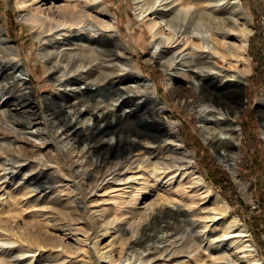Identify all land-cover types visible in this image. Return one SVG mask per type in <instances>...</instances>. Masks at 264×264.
I'll return each mask as SVG.
<instances>
[{
	"label": "rangeland",
	"instance_id": "374dc122",
	"mask_svg": "<svg viewBox=\"0 0 264 264\" xmlns=\"http://www.w3.org/2000/svg\"><path fill=\"white\" fill-rule=\"evenodd\" d=\"M41 3L44 2L41 1L37 4ZM58 3L60 4L58 0H48L43 7ZM104 3L109 8L111 15L117 18L119 29L115 31V37L110 44L111 48L122 57L130 58L132 55L134 59L131 76L117 82L114 88L123 91L129 85H137L139 80L150 85L153 84L156 89V93L152 95L153 100L158 103V107H162L158 108L156 113L164 117L165 120H175L178 123L181 143L186 146L181 150L192 156L190 159L192 166L188 170L186 166L181 167L175 173L162 177L157 182L153 181L151 185H155L153 188L149 187L150 189L148 188L146 193L140 190L137 181H131V179L127 184H124L122 180L113 181L111 187L108 186L107 189L98 192L100 196H98L97 202L102 207L100 209L107 217L115 220L114 228L116 227V230L111 229L105 236L103 235L104 231L94 230L93 233L97 232V241L94 242L97 248L106 247L113 236L120 235L126 237L127 243L119 241L115 243L112 253L113 264H238L233 248L230 247L231 244H228L230 243L228 238L233 232L228 234V238H226L227 236L221 237L222 239L218 238L217 236L222 233L221 224H212L204 219L212 208L218 206V202L208 196L206 189L209 187L226 200L230 215L238 216L251 234L258 256L264 261V132L259 116L260 103L264 96V0H241L244 10L252 20V31L247 46L252 70L247 75L249 80L247 90L244 91L246 98L239 100L243 105L237 120L239 124H233L239 135V140L235 141L238 156L236 163H233L236 172L228 168L227 163L223 161L221 157L224 154L223 148L214 147L212 143H209L210 140L213 142L217 139L221 141L233 140L226 127L220 125V129L212 121L204 122L197 112L179 105L168 94V89L172 87L183 86L192 91L191 82L196 81L192 76H187L190 72L186 71V66H178L179 69L173 68L167 74L165 60L160 57H151V52L155 49L154 39L149 35L150 32L146 24L136 15V0H104ZM22 14L20 0H0V25L12 41L7 40L4 35L1 36V40L10 45L16 44L20 54L19 58L14 59L16 66L10 64L4 70L17 80L20 76L23 77L32 90L29 93L30 98L23 101L17 97L18 91L23 88V85L21 86L19 83L13 86L9 92L0 90V110L5 116L4 120H0V124L8 132L7 135L0 134V142L15 150L19 149V145H22L21 159L32 158L31 162L14 165L5 155L1 154L0 156V232L4 235L3 237L8 236L15 240V247L18 250L21 247H30L36 252L39 248L34 243L27 246L24 239H21L24 236H36V240L43 243L44 247L41 249L40 255L37 251L35 257H32L31 253L21 258H12L8 255V259L12 261L7 259L5 263V260L2 259L4 260L2 264H54L52 263L54 256L44 251L49 248L61 250L63 247V250L72 249L79 252L81 249H91L90 244L92 245L93 242L88 240L89 244H87L83 240V238L85 239L84 232L78 226L71 225L65 219L58 221L61 218L58 210H62L68 202V196L83 195L81 189L76 187L74 182L66 184L61 181L60 172L56 170L54 161L51 163V165L55 164L52 165L53 167L45 168L38 164L36 158L44 160L49 152L54 153L58 148L64 152V159L68 160L66 153L74 142L72 138L69 139L70 136L67 137L64 133L62 120L68 118L71 120L73 127L68 132L72 129L89 130L94 125V115L102 117L104 113L115 112L122 97L120 96L121 92L112 93L113 96L110 94L104 98L102 95L95 94L89 96L90 99L83 96L86 101L84 105L77 103L76 93L82 94L79 86L83 87L84 84H68L60 87L57 85L53 79V73L46 69L39 55L41 42L35 38L34 30L24 22ZM238 22L241 27L244 26L243 19ZM70 35L74 39L78 37L75 33H70ZM62 37L63 35H56V38L61 39ZM114 88L109 90L113 91ZM58 89L67 91V97L62 98L57 94ZM105 92L104 90L101 94L104 95ZM2 93L3 96H1ZM57 96L59 97L54 98ZM51 98L55 112L46 106ZM230 100L232 104H235L238 98ZM95 102L98 104L91 107V104ZM59 103L63 105L60 114L58 111L56 112V105ZM71 103H77L76 106L80 109L89 107L92 110L79 115L70 107ZM124 107L117 110V114L115 112V115L109 116L110 125H116L119 115L124 116L126 112L131 113L132 111L143 114L149 122L151 121V114L147 111L146 106L137 109H132V106L130 108L127 105ZM130 122L118 124L116 127H136L139 130L149 128L140 116L133 115ZM100 126L103 127L104 124ZM162 136L166 139L168 137ZM215 136L217 137L215 138ZM20 137L30 139L41 146L36 147L37 145L22 142ZM101 140L104 144L115 145L116 134L109 130L101 135ZM142 141L143 143L147 142V140ZM42 142L45 144L42 145ZM139 145L135 152L147 150L143 144ZM164 156L170 158L168 153H164ZM86 159L94 160L95 156L87 153ZM155 159L153 155L152 161L155 162ZM180 162L184 163V160ZM80 163V160L76 164L74 163L73 166H70V170L73 172L77 169L75 165L79 166ZM136 165L138 164H133V168L124 172L128 175L134 174L137 171ZM183 171L186 173L181 174ZM199 174L203 176L202 184L196 181V176ZM30 176L34 177L29 180V183L27 180ZM137 176L142 180L148 175L140 173ZM35 177L48 181L49 187L44 188L38 185L39 181L37 182ZM242 177L247 183L245 193L242 192L238 183ZM28 183L31 186L28 189H32L34 186L39 190L25 194V190H27L25 186H29ZM71 190L72 193H70ZM56 195L65 199H60L59 202L58 198H55ZM170 198L171 203H167L165 209L173 211L179 221L180 227L176 231L171 226H166V223H172V220L167 221L168 219L165 220V217H160L154 224L147 226L143 235L140 228L131 229L129 221L139 218V210L143 211L153 201L160 202L163 199L170 200ZM90 255L94 257L90 264L104 263L109 259L100 260L96 255L94 256L91 250ZM85 260L87 259L82 255L72 252L69 258L58 260L59 262L57 261L55 264H83ZM240 264L250 263L242 259Z\"/></svg>",
	"mask_w": 264,
	"mask_h": 264
},
{
	"label": "bare ground",
	"instance_id": "6f19581e",
	"mask_svg": "<svg viewBox=\"0 0 264 264\" xmlns=\"http://www.w3.org/2000/svg\"><path fill=\"white\" fill-rule=\"evenodd\" d=\"M41 1L44 3L37 4ZM58 1H60V4H54L53 6L50 4L47 7H43L48 0H20V7L23 10L22 18L28 27L34 30L35 38L41 42L39 55L46 69L53 73V79L57 85L60 87L68 84L83 83V87L79 86L82 94L76 93L77 103H80V105H84V102H86L83 99L84 97L89 98V96L98 94L104 98L105 96H110V94L112 95V93L121 92L120 96L122 99L115 109L116 114L117 110L125 105L132 106V109L146 106L147 111L151 114V121L149 122L148 118L144 117L143 114L131 110V113L126 112L124 116L119 115L115 126L114 124L110 125L109 122V116L115 115V112L111 114L104 113L102 117H98L95 114L94 125L89 130L72 129L70 132L68 130L73 127L71 120L69 118L63 119L61 124L64 126L62 127L64 128V133L67 137L70 136L69 139L72 138L74 142L66 153L68 160L64 159V152L58 148L54 153L49 152L44 160L36 158L38 164L45 168L53 167L52 165L55 164L51 165V163L54 161L56 170L60 172L61 181L63 183L66 182V184L74 182L75 186L81 189L83 195L68 196V202L62 210H58L61 213H59L61 218L58 217V221L65 219L71 225L78 226L84 232L85 239L83 238V240L87 244H89L88 240L93 242L92 245L90 244V247L92 246L91 249H81L79 252L72 249L63 250V247L61 250H56L55 248L46 250L44 248L46 250L44 252L54 256V259L52 258L54 260L52 263L54 264L58 260L69 258L72 252L87 259L83 264H90L92 258H94L92 257L93 255H90V250L100 260L109 258L105 260L106 262H99V264H113V246L118 241L127 243V239L124 236L114 234L115 236L112 239H108L109 242L106 247L97 248L94 243L97 241V232L93 233V231L100 229L104 231L103 235L105 236L108 231L116 228H114L115 220L107 217L104 211L100 209L101 205L97 202L98 196H100L98 192H102L101 190L107 189L108 186L111 187V182L113 181L122 180L124 184H127L128 180L131 179V181H137L140 190L146 193L150 189L149 187L153 188V185H155H151L153 181L157 182L162 177H167L184 166H186L187 170L190 169L192 156L181 150L186 148V146L181 143L182 140L178 134V123L175 120H165L164 117L156 113L162 107H158V103L153 100L152 95L156 93L153 84L150 85L145 81L140 82L141 80H139L137 85H129L123 91L114 88L117 82L131 76V66L134 59L132 55L130 58L122 57L111 48L112 45L110 44L115 37V31L119 29L117 18L111 15L104 0ZM61 1L64 2L61 3ZM95 9L97 11H94ZM135 10L137 11V17L146 24L150 32L149 35L154 39L155 49L151 52V57H160L165 60L167 74L173 68L177 67L179 69L178 66H186V71L191 73L187 74V76H192L196 81L191 82L192 91L180 86L168 89V94L179 105L197 112L204 122L212 121L218 127L220 125L226 127L233 140L221 141L217 139L213 142L210 140L209 143H212L214 147L220 146L223 148L224 154L221 155L223 161L227 163L228 168L236 172L233 163H236L238 156L235 141L239 140V135L233 124H239L237 120L239 113L243 109V105L239 100L246 98L244 91L247 90V82L249 80L247 75L252 70L247 48L252 31V20L244 10L241 0H182L181 2L180 0H136ZM240 19L244 20V26L242 27L238 22ZM70 33H75L78 37L75 39L71 38ZM3 35L7 40L12 41L0 25V90L9 92L13 86L19 83L21 86L23 85V88L18 91L17 97L21 101L27 100L30 98V91H32L26 84L27 82L21 76L17 80V78H14L13 75L4 70L10 64L16 66L14 59L19 58L20 54L16 44L10 45L1 40ZM56 35H63V37L59 39L56 38ZM111 88H114L113 91L109 90ZM104 90L106 92L103 95L101 93ZM57 94L62 98H66L68 95L67 91L61 89H58ZM1 96H3V93ZM231 98H238V101L232 104ZM77 103H71L70 107L79 115L92 110L89 107L80 109L76 106ZM52 104L51 98L46 106L52 112H55ZM96 104L98 102L92 103L91 107H95ZM56 106V112L58 111L60 114L63 105L59 103ZM133 115L140 116L149 128L139 130L136 127H116L118 124L131 123L130 120ZM259 116L264 132V96L260 103ZM4 119L5 116L0 110V120ZM167 121L168 125L166 124ZM101 124H104V126L101 127ZM109 130L116 134L115 145L104 144L101 140V135ZM6 133L8 134L7 130L0 124V134L7 135ZM162 135L168 136L167 139ZM20 138L22 142L37 145L36 142L30 139ZM142 140H147V142L143 143ZM44 144L42 142V145ZM139 144H143L147 150L135 152L138 150ZM40 146L37 145L36 147ZM54 146L56 147V145ZM18 148V150L11 149L9 145L0 142V156L1 154L5 155L14 165L16 163L31 162L32 158L28 157L30 154L27 156L29 159H21L22 145H19ZM87 153L94 155L95 159H86ZM164 153H168L170 158L165 157ZM153 155L156 158L155 162L152 161ZM79 160L81 161L80 165H75L77 169L72 172L70 166H73ZM183 160L184 163H181L180 161ZM135 163L138 165H136L137 171L134 174L128 175L124 172L133 168L132 165ZM140 173L148 176L140 180L137 176ZM185 173L184 171L183 173L181 172V174ZM33 177H28L27 182ZM202 177L200 174L196 176V181L199 184H202ZM38 178L35 177V180L39 181L38 185L44 188L49 187L48 181ZM238 183L242 192L245 193L247 183L244 177L240 178ZM28 187H31L30 184L25 186V189H27L25 194L39 190L35 189L34 186L32 189H28ZM206 191L211 199L213 198L218 202V206L212 208L204 219L212 222V224H221L222 233H219L218 238L226 236L228 238V234L233 232L228 238L230 242L228 244H231L230 247L233 248L238 264H240L242 259L250 264H264V261L257 254L256 245L251 234L246 230L238 216H231L228 212L229 206L226 200L209 187H207ZM70 193H72V190ZM55 198H58V201L65 199L58 195ZM163 200L160 202L153 201L143 211L139 210V218H132L133 220L129 221L131 229L140 228L143 235L147 230V226L154 224L158 218L165 217V220L168 219L167 221L172 220V223L168 222L166 226H171L176 231L180 227V223L173 211L165 209L167 203H171V198L170 200ZM3 236L0 232L1 264L4 260L6 263L8 255L12 258H21L31 253V256L35 257L38 253L37 251H39L40 255L41 249L44 247L43 243L36 240V236L23 235L24 238L21 239H24V242L28 244L27 246L34 243L39 248L36 252L30 247H21L18 250L15 247V240L8 238V236ZM13 236L15 237V235ZM18 239L20 240V238ZM239 254L241 256H238ZM31 259L33 260L34 258ZM8 260L12 261L11 259Z\"/></svg>",
	"mask_w": 264,
	"mask_h": 264
}]
</instances>
